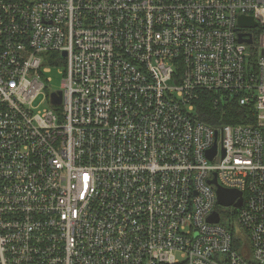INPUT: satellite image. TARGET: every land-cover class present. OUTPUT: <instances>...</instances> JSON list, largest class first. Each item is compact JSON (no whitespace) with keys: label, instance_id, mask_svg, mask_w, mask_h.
<instances>
[{"label":"built area","instance_id":"2783aa9c","mask_svg":"<svg viewBox=\"0 0 264 264\" xmlns=\"http://www.w3.org/2000/svg\"><path fill=\"white\" fill-rule=\"evenodd\" d=\"M261 40L264 0H0V264H264Z\"/></svg>","mask_w":264,"mask_h":264},{"label":"trees","instance_id":"16d2710c","mask_svg":"<svg viewBox=\"0 0 264 264\" xmlns=\"http://www.w3.org/2000/svg\"><path fill=\"white\" fill-rule=\"evenodd\" d=\"M59 63L63 62V59L59 54L55 55ZM246 108L238 106L236 103L231 104L225 110L224 114H221L219 109H216L212 103L205 99L198 107V117L205 122L211 124H222V123H236L243 119V114Z\"/></svg>","mask_w":264,"mask_h":264},{"label":"water","instance_id":"95a60500","mask_svg":"<svg viewBox=\"0 0 264 264\" xmlns=\"http://www.w3.org/2000/svg\"><path fill=\"white\" fill-rule=\"evenodd\" d=\"M239 26H247V27H254L256 26L255 21L251 18V17H246V16H240L239 17ZM239 42L245 41L247 43L251 42L250 38L247 39H242L239 36ZM263 54H264V50H263ZM63 56H65V52L62 53ZM51 102L53 104H59L60 102V97H59V93H51ZM224 152V151H223ZM207 154L209 156V158H212V156L215 154V145L213 146L212 149L207 151ZM216 179H212L211 181H209L210 183H215ZM216 194H217V199H218V203L221 205H231L234 198L235 197H240L238 202H235L233 205L234 206H240L241 205V193L235 190H226L223 189L222 187H217L216 190ZM209 221L212 222H217L218 221V215L217 213H213L209 218Z\"/></svg>","mask_w":264,"mask_h":264},{"label":"rangeland","instance_id":"374dc122","mask_svg":"<svg viewBox=\"0 0 264 264\" xmlns=\"http://www.w3.org/2000/svg\"><path fill=\"white\" fill-rule=\"evenodd\" d=\"M258 43H260L261 45H264V40L258 41ZM45 66H48L49 63L46 62L44 64ZM64 68L63 66H53L51 67V70L45 74V77L50 78V82L48 84V94L53 92V91H60L61 90V86H62V80L64 78L62 72H63ZM47 97H45V95H39L35 101V105H37V109L38 110H42L43 108H46L49 106L48 101L46 99ZM56 108H60L58 105L56 106ZM231 209L228 208L226 209L227 212H229ZM224 219H229V217L223 218L222 222L224 221ZM231 222V221H230ZM232 224H234V222H231Z\"/></svg>","mask_w":264,"mask_h":264}]
</instances>
